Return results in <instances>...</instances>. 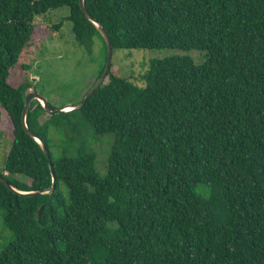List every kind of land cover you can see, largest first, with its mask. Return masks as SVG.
Segmentation results:
<instances>
[{
  "label": "trees",
  "instance_id": "obj_1",
  "mask_svg": "<svg viewBox=\"0 0 264 264\" xmlns=\"http://www.w3.org/2000/svg\"><path fill=\"white\" fill-rule=\"evenodd\" d=\"M83 2L112 51L193 49L204 61L152 60L141 85L110 65L107 82L67 112L49 115L33 99L25 121L48 159L21 123L34 83L10 81L30 69L23 51L62 25L34 18L66 6L78 45L90 52L104 38L79 0H0V133L11 129L0 174L21 191L51 186L48 160L55 175L53 192L32 196L0 180L12 233L0 264H264V0ZM49 126L61 135L56 155ZM104 134L113 142L100 175L92 141Z\"/></svg>",
  "mask_w": 264,
  "mask_h": 264
},
{
  "label": "rangeland",
  "instance_id": "obj_2",
  "mask_svg": "<svg viewBox=\"0 0 264 264\" xmlns=\"http://www.w3.org/2000/svg\"><path fill=\"white\" fill-rule=\"evenodd\" d=\"M67 15L68 7L62 6L34 18L35 22L49 25L62 21V25L53 35L41 37L23 51L20 63L29 65L28 71L17 67L10 74V81L14 85L27 78L30 79L36 91L54 109L80 103L96 81L105 61L102 38L96 35L92 49L88 52L75 41L71 31V22L65 19ZM180 55L189 56L196 64L204 61L200 51L193 49L115 48L112 51L111 71L119 78L141 85L143 83L141 75L148 69L150 61ZM104 81L107 82V78ZM4 130L0 133V170L3 169L6 153L11 146V129L7 126ZM48 136L52 139L54 145L52 151L56 155L55 147L62 146L61 135L58 129L49 126ZM92 142L96 151L95 167L99 174L103 175L106 171V157L110 152L113 136L104 134ZM59 188L66 195V187L62 182L59 183ZM195 191L202 196L208 193V189L202 185L196 186ZM3 218L4 209L0 208V250L12 239V233L4 226Z\"/></svg>",
  "mask_w": 264,
  "mask_h": 264
},
{
  "label": "water",
  "instance_id": "obj_3",
  "mask_svg": "<svg viewBox=\"0 0 264 264\" xmlns=\"http://www.w3.org/2000/svg\"><path fill=\"white\" fill-rule=\"evenodd\" d=\"M79 5L80 8L82 10V12L85 14L86 18L88 20H90L91 22H93L98 31L100 32V34L102 35V37L104 38L105 44H106V58H105V63H104V67L100 73V75L97 77L96 81L94 82V84L88 89V91L86 92V94L84 95V97L82 98V100L80 101V103L78 104H72V105H65L63 107L60 108H56V109H52L50 108V105L48 104L47 100L42 97L34 87H31L29 89H27L24 93V106L21 112V123L22 126L24 128V130L26 131V133H28L30 136L34 137L40 144L42 147V150L44 152V154L46 155V157L49 159V152L48 149L46 148V146L43 144L42 139L36 135L35 133H33L27 126L26 124V113L29 109L30 106V102L33 99L38 100L42 107L44 108V110L46 111L47 114L49 115H53L56 113H60V112H67L70 110H74V109H78L81 108L85 101L87 100V98L89 96H91L93 94V92L104 82V80L107 78L108 75V71L110 69V65H111V57H112V43L109 37V34L107 33V31L104 29V27L97 22L86 10L85 5L83 0H79ZM49 162V169L51 171L52 174V184L48 189L45 190H37V191H21V190H17L15 189L7 180L6 178L0 174V180L6 185V187L12 189L14 192H18L21 195L24 196H32V195H38L40 193H46V192H53L54 188H55V175L53 172V165L52 162L50 160H48ZM43 205H40L39 208L37 209L35 215L36 217H38V215L40 214L41 210H42Z\"/></svg>",
  "mask_w": 264,
  "mask_h": 264
}]
</instances>
